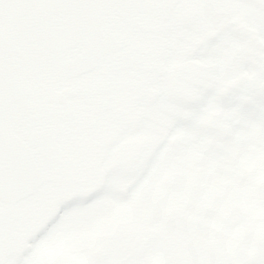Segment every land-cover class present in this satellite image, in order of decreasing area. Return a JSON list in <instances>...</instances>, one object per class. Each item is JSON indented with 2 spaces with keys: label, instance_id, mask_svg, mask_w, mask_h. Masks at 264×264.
<instances>
[{
  "label": "flooded vegetation",
  "instance_id": "af4514ba",
  "mask_svg": "<svg viewBox=\"0 0 264 264\" xmlns=\"http://www.w3.org/2000/svg\"><path fill=\"white\" fill-rule=\"evenodd\" d=\"M165 27L100 191L1 264H264V0H177Z\"/></svg>",
  "mask_w": 264,
  "mask_h": 264
},
{
  "label": "water",
  "instance_id": "95a60500",
  "mask_svg": "<svg viewBox=\"0 0 264 264\" xmlns=\"http://www.w3.org/2000/svg\"><path fill=\"white\" fill-rule=\"evenodd\" d=\"M176 1L0 0V264L102 188L107 150L165 75Z\"/></svg>",
  "mask_w": 264,
  "mask_h": 264
}]
</instances>
